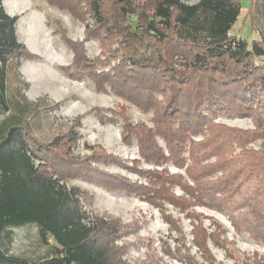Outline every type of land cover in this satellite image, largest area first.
Segmentation results:
<instances>
[{
	"label": "trees",
	"instance_id": "16d2710c",
	"mask_svg": "<svg viewBox=\"0 0 264 264\" xmlns=\"http://www.w3.org/2000/svg\"><path fill=\"white\" fill-rule=\"evenodd\" d=\"M2 1L0 114L8 110L7 70L18 68L22 59L39 58L18 39L19 15H9ZM191 1L45 0L84 22L86 15L93 19L85 24L83 40H72L53 20L73 52L71 63L60 69L71 78H90L97 92L110 91L152 111L153 125L148 126L109 108L105 118L96 108L101 121L123 116V141L135 139L139 159L150 167L138 168L139 161L97 146L89 156L72 157L69 145L76 144L77 130L64 141L56 136L45 143L15 118L0 132V238L10 237L13 228L35 225L50 254L31 261L0 246V264H129L99 242L103 231L115 236L120 226L103 220L86 224L79 190L67 188V176H82L157 208L170 232L178 235L173 247L162 244L163 252L181 264H223L210 244L232 256L225 228L209 217L206 226L204 216L193 209L197 206L224 214L236 232L264 246V41L255 39L248 45L230 35L241 0ZM256 8L257 0H250L244 19L252 21ZM131 16L136 17L137 29ZM88 39L98 42V56L87 55ZM104 64L110 68L98 71ZM220 115L251 117L254 127L229 126L216 120ZM255 141L257 148L249 146ZM109 162L139 174L143 181L98 167ZM169 164L179 171H171ZM167 205L189 219L190 241ZM244 262L264 264V257H247ZM149 264L158 263L151 258Z\"/></svg>",
	"mask_w": 264,
	"mask_h": 264
},
{
	"label": "rangeland",
	"instance_id": "374dc122",
	"mask_svg": "<svg viewBox=\"0 0 264 264\" xmlns=\"http://www.w3.org/2000/svg\"><path fill=\"white\" fill-rule=\"evenodd\" d=\"M33 5L32 10L19 14L16 33L18 39L39 58L22 59L18 68L11 66L7 70L5 97L8 110L0 114V132L15 118L22 124L27 123L32 133L45 143L51 142L56 136L64 141L74 129L78 131V137L74 146L69 145L72 157L89 156L97 146L128 161L135 159L139 161L138 168L148 169L150 165L139 159L136 140L127 143L122 139L123 116L118 114L114 121H101L96 108L102 109L100 113L105 118L110 116L106 111L109 108L124 111L129 121H141L148 126L153 125L152 111H143L110 91L97 92L90 78H71L60 69L71 63L73 52L61 39L53 20L60 22L69 38L83 40L85 24H92L93 19L86 15L87 20L84 22L67 10L48 5L45 0H33ZM249 6L250 0H241L239 17L229 32L237 39H245L248 45L255 39L264 41V0H257L252 21L248 17L244 19ZM130 23L137 29L135 16H131ZM84 45L90 58L100 54L96 40L88 39ZM109 68L110 64L97 66L98 71ZM76 120L79 122L76 123ZM216 120L243 129L254 127L251 117L220 115ZM157 141L164 145L160 138ZM258 145V141L249 143L254 148ZM168 166L171 171H179L171 164ZM98 167L133 181H143L139 174L127 171L113 162L99 163ZM63 181L67 188L75 187L79 190V207L86 224L94 225L103 220L111 226H120L118 234L107 236L106 231H103V237L99 240L115 251V257L129 264H149L151 258L158 264H181L163 252L162 244L173 247L174 238L178 235L174 231L170 232L157 208L134 195L107 190L82 176H67ZM176 192L180 193L178 188ZM167 209L178 219L179 226L190 241L189 219L170 205H167ZM193 209L204 216L206 226L210 222L209 218H212L226 230V248L232 256L210 244L217 261L223 264H245L247 257H264V246L256 243L247 233L236 232L224 214L199 206ZM49 242H53L52 238ZM0 246L6 248L9 254L26 257L31 261H38L50 254V246L39 240L35 225L13 228L10 237L3 235L0 238ZM195 251L193 247L191 253L195 254Z\"/></svg>",
	"mask_w": 264,
	"mask_h": 264
},
{
	"label": "crops",
	"instance_id": "0c3cea01",
	"mask_svg": "<svg viewBox=\"0 0 264 264\" xmlns=\"http://www.w3.org/2000/svg\"><path fill=\"white\" fill-rule=\"evenodd\" d=\"M2 5L9 15L26 13L28 10H32L34 6L33 0H3Z\"/></svg>",
	"mask_w": 264,
	"mask_h": 264
}]
</instances>
